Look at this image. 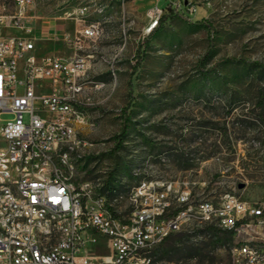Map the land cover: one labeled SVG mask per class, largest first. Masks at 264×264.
<instances>
[{
  "label": "rangeland",
  "instance_id": "rangeland-1",
  "mask_svg": "<svg viewBox=\"0 0 264 264\" xmlns=\"http://www.w3.org/2000/svg\"><path fill=\"white\" fill-rule=\"evenodd\" d=\"M6 3L13 11L15 0ZM157 6L161 16L172 6L193 22L207 19L212 29L170 16L144 41ZM29 14L44 22L50 55H91L84 80L103 85L93 91L87 84L97 104L88 108L89 124L80 134L94 143L72 159L77 180H88L92 195L108 198L120 217H129L128 194L145 187L146 176L190 181L198 198L217 200L228 191L248 199L264 195V70L250 63L264 65V0H34ZM99 22V39L78 48L77 29ZM227 57L244 61L203 72ZM126 107L129 129L114 153ZM110 172L111 198L104 190ZM206 228L200 236L189 228L151 257L158 264H231L235 239L201 232Z\"/></svg>",
  "mask_w": 264,
  "mask_h": 264
},
{
  "label": "built area",
  "instance_id": "built-area-1",
  "mask_svg": "<svg viewBox=\"0 0 264 264\" xmlns=\"http://www.w3.org/2000/svg\"><path fill=\"white\" fill-rule=\"evenodd\" d=\"M33 5L15 0L11 11L0 0V264H158L151 249L189 228L199 236L200 227H213L264 238V195L248 199L228 191L217 200L198 198L190 181L146 176L145 187L128 194L132 208L126 219L108 198L90 202L89 182L77 180L72 150L94 143L80 134L89 124L88 108L97 104L86 89L90 82L93 91L103 84L83 80L92 69L91 55L35 52ZM162 12L153 9V26ZM102 31L101 22L84 24L75 45L84 48L86 33L99 39ZM61 181L70 190L61 189ZM99 237L109 253L85 256ZM230 251L231 264H264V248L230 244Z\"/></svg>",
  "mask_w": 264,
  "mask_h": 264
},
{
  "label": "trees",
  "instance_id": "trees-1",
  "mask_svg": "<svg viewBox=\"0 0 264 264\" xmlns=\"http://www.w3.org/2000/svg\"><path fill=\"white\" fill-rule=\"evenodd\" d=\"M171 11H169V13H165L163 16H161L158 20V23L157 25H155V27L151 30V32L144 38V41H149L151 39V37L153 36L154 32L156 30H158V25L159 24H162L163 22H165L170 16H179L181 18H184V19H187L190 21V23L196 25V26H202V27H206L208 29H212V25L210 23H208V20L207 19H200V20H197V21H192L191 18H189L188 15H183V13H181L179 10H175L173 9L172 6H169ZM167 8V7H166ZM157 28V29H156ZM141 49H139V52H140ZM139 55V54H138ZM242 62L244 61L243 58H234V57H227V58H224V59H221L219 60L215 66H213L212 68H209V69H204L203 72L205 73H210L212 71H214L216 69V67L223 63V62ZM251 64L253 65H258L261 67L262 70H264V65L258 61H252L250 62ZM141 64V59H138L137 63H136V70L139 68ZM129 107H126L124 108V117H123V120H122V126H121V131L115 136V139H116V143L114 145V147L112 148V152H117L120 148L123 147V143H124V137L127 135V132H128V129H129V120H130V117H129ZM113 179V173L110 172L109 173V176L107 177L106 179V183H105V187H104V190L108 191L107 194L109 196V198L112 197L113 193V187H111V181ZM113 209V208H112ZM209 232V233H212L214 235L216 234H221V239H224L226 242L227 241H231V239L233 238V235H231L230 232H226V231H221L217 228H213V227H208L206 228L205 230H201V232ZM185 235H189V233H186V232H178V233H175V234H172L170 236H168L167 238H165L156 248H153L151 250V256L153 255L156 259V255H157V252L164 248V247H167L169 245L170 242H176L177 241V238H180V237H184Z\"/></svg>",
  "mask_w": 264,
  "mask_h": 264
},
{
  "label": "crops",
  "instance_id": "crops-1",
  "mask_svg": "<svg viewBox=\"0 0 264 264\" xmlns=\"http://www.w3.org/2000/svg\"><path fill=\"white\" fill-rule=\"evenodd\" d=\"M33 25H34V39H35V43H36V50L35 52L38 55H50L52 51H49L46 49V45L43 46V44H45L44 42H46V40L48 39L46 37V27L44 22H38L35 19V22L33 20ZM59 25L55 24V28H57ZM63 27L61 26L60 29H62ZM19 30V29H18ZM8 34H11L10 30H7ZM16 34V33H15ZM18 34H21V31L18 32ZM48 34V33H47ZM101 88V87H100ZM109 253V249L107 247V243L105 241V238L103 237H99L98 242L97 243H89L87 248L85 249V251L83 252V254L85 256H95L98 254H107Z\"/></svg>",
  "mask_w": 264,
  "mask_h": 264
},
{
  "label": "bare ground",
  "instance_id": "bare-ground-1",
  "mask_svg": "<svg viewBox=\"0 0 264 264\" xmlns=\"http://www.w3.org/2000/svg\"><path fill=\"white\" fill-rule=\"evenodd\" d=\"M98 24L99 23H90V25H98ZM153 28H151L150 30H152ZM101 33H99V37H100ZM95 38H98V33H86V40L95 39ZM86 73H87V71L83 72V80H84V76ZM83 127H85V126H83ZM84 145L86 146L87 144H84ZM74 151L75 150H72V153ZM135 172H137V171L135 170ZM61 189L70 190V183H68V181H61ZM89 191H90V193L92 192L91 189ZM0 198H3V188H0ZM90 202L104 203V202H106V197L104 195L93 196L91 193ZM244 235H245V233H239L238 235H233V238L235 239L234 240V247H241L242 245L246 244V246H256L257 248H264V238L263 237H261V236H250L249 238H244ZM157 246L158 245H156L153 248H156Z\"/></svg>",
  "mask_w": 264,
  "mask_h": 264
},
{
  "label": "water",
  "instance_id": "water-1",
  "mask_svg": "<svg viewBox=\"0 0 264 264\" xmlns=\"http://www.w3.org/2000/svg\"><path fill=\"white\" fill-rule=\"evenodd\" d=\"M244 186H245V183H241V184L239 185L240 188H242V187H244Z\"/></svg>",
  "mask_w": 264,
  "mask_h": 264
}]
</instances>
